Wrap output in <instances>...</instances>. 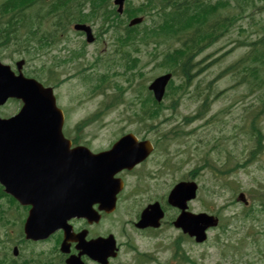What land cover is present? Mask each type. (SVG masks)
I'll use <instances>...</instances> for the list:
<instances>
[{"label": "rangeland", "instance_id": "rangeland-1", "mask_svg": "<svg viewBox=\"0 0 264 264\" xmlns=\"http://www.w3.org/2000/svg\"><path fill=\"white\" fill-rule=\"evenodd\" d=\"M130 1L133 4L139 3V0ZM257 5V8L252 10L251 7L248 8L246 18L238 21L230 33L198 57L197 60L202 61L201 66L217 58L220 60L195 80L189 92L181 99L180 105L176 110L170 109L164 112L163 117H170L171 120L168 123H161V133L163 131L168 133L172 128H180L188 132L187 135L178 139H170L169 141L170 150L178 155L177 162H185L183 171L180 174L178 173V178L180 175H186L190 170L206 162L210 163L211 166L222 169L233 168L237 164L247 163L244 168L237 167L233 173L225 177H216L210 167L201 171L202 198L200 204L202 212H216L219 206L235 199L233 189L223 187L225 183H236L234 187L240 185L242 190L237 188L238 191H244L247 194L250 204H255L258 200L255 199V196L259 198L260 195L264 194V154L257 161L249 162L253 146L249 138V133H251L249 128L250 110L255 109L260 104L258 98L262 89L261 91L251 90V85L247 81L251 77L247 76L248 79H244L246 72H244L242 65H239L235 72L216 81L219 74L248 54L251 48L248 45L249 43L264 38V1H258ZM85 10H89L88 6H86ZM235 10L238 9L235 8ZM232 12H234V9H232ZM249 12H252L254 18L248 17ZM154 14L156 12L152 11L151 15ZM148 18L146 23H152L150 21L151 18ZM55 22V17L47 18L42 25V31L51 33L59 31L61 27L54 25ZM91 25L94 32L102 31L103 27L100 23ZM66 27L67 30L64 35L55 34L63 39L55 48L51 46L48 47L49 50L45 49L39 52L31 50L32 53L27 54L22 48L12 44L9 48L0 52V58L6 64L11 65L16 60L25 59L26 65L24 69L26 75L34 78L43 75L47 78L50 70H63V66L57 69L53 66L54 61H58L59 57L62 58L67 55V51H60V49L69 47L76 50L81 48L83 41L85 42L84 37H78L75 34L76 31H74L73 26ZM100 35V39L96 44H86L87 46L83 48L86 50L87 59L91 62L96 55H98V59H102L112 54L114 49L112 33L104 34L101 32ZM152 47L141 46L139 48L141 52L138 54L141 59L140 63L143 66L142 71L145 74V84L147 85L152 79L162 74V70L156 67L155 62L151 59L152 55H149ZM17 50H21L20 53ZM164 50L166 48L163 47L159 49V52L163 53ZM225 54L227 55L222 58ZM83 60L81 59L80 61ZM79 68H82V66L80 65ZM101 69L99 67L92 69L87 74L97 73ZM64 70L72 74L76 69L72 68L71 65H67ZM116 70L122 71L121 68H116ZM49 81L52 84L54 83L53 80ZM116 81L128 88L129 84H126L123 77H119ZM211 81L214 82L211 83V89L208 90L207 88ZM179 82L180 78L178 76L175 77V83L178 84ZM136 85L138 84H132V88ZM110 87L107 92L115 93L113 84ZM76 89L78 88L73 80L66 82V84H61L59 95L63 104L74 107L78 105L80 100L74 96V92L78 93L79 89ZM81 96L79 95L78 97ZM207 96L210 97L212 102L204 117L185 124L184 119L196 114ZM134 97V91L129 88L125 94L126 103L132 102L135 99ZM106 98V94H104L93 98L91 102L85 101L79 109L72 110L71 115L74 116V119L86 118L94 114L100 103ZM172 98L171 95L166 100V105L172 102ZM13 107H15L14 104L9 106L6 112L11 113L14 110L12 109ZM65 111L68 112V109L65 108ZM130 114L131 111L123 105L111 110L102 118L104 125L101 126L97 122L91 129H139L136 123H127L124 120V116L127 117ZM259 126L264 132V119L259 122ZM241 210H243V206L238 204L222 212L224 218H228L232 212L235 214L231 218L229 230L227 233L224 230L222 231V229L214 230L211 232L210 240L205 245L195 247L199 263L232 264V258L227 256L231 254L232 246H237L240 249L245 248L246 262L249 264H264V233H261L264 230V212L255 211L256 217L249 218L244 222L240 218ZM165 234L169 233L165 232ZM257 242L259 245H257ZM125 254L127 253L125 252ZM168 257V254L161 256L163 260Z\"/></svg>", "mask_w": 264, "mask_h": 264}, {"label": "trees", "instance_id": "trees-1", "mask_svg": "<svg viewBox=\"0 0 264 264\" xmlns=\"http://www.w3.org/2000/svg\"><path fill=\"white\" fill-rule=\"evenodd\" d=\"M230 2V0H217L213 4L211 0H144L142 4L138 3L136 6L129 1L124 15H120L111 0H2L0 2V48L16 41L18 44L23 43L20 34L21 26L31 31L28 33L35 35V32H32L33 28L40 26L46 17L54 16L55 25L64 26L65 29L66 26L77 23H100L107 33H112L113 40L116 41V50L123 52L124 55H130L125 51L134 50L138 42L147 45L150 41L155 44L159 41L171 42L175 39L181 42L180 46L174 47L173 51L163 56L161 66L174 69L176 73L189 81L191 71L188 67L189 62L183 61L189 57L187 51L191 49H197L198 52L204 51L223 38L229 27L244 14L242 11L237 14L229 11L231 15H224L223 9L228 8ZM159 5V8H155ZM86 6L90 10L88 13L84 11ZM154 9H158L157 14L159 15V20L154 27L130 28L128 26L132 18L148 15ZM51 37L52 34L45 36V41H51ZM32 39L33 37L30 36L24 40H27L29 44ZM38 43L41 44V41ZM254 46L256 48L242 60L241 64L251 61L248 74L253 79L249 82L253 87L263 90L264 40H260ZM233 69L235 66L227 68L223 74L227 75ZM142 92L140 90L137 97H144L141 100L143 105L138 112H135V115L140 121H146L152 115L157 119L158 116L155 114L163 108L157 105L150 95L146 96L143 93V96ZM259 98L261 104L259 111L257 113L250 111L251 133L249 138L251 142L253 139L256 142L251 151L252 160L264 149V133L259 127L261 116H264V91H261ZM204 103L203 108L209 105V100L206 99Z\"/></svg>", "mask_w": 264, "mask_h": 264}, {"label": "water", "instance_id": "water-1", "mask_svg": "<svg viewBox=\"0 0 264 264\" xmlns=\"http://www.w3.org/2000/svg\"><path fill=\"white\" fill-rule=\"evenodd\" d=\"M115 3L121 7L119 10L121 12L124 0H116ZM140 21L135 20L132 24ZM76 29L88 31L85 26H76ZM88 33L90 34L89 31ZM23 64L24 62L18 63L20 70ZM170 77L171 75H167L159 78L150 86L158 101L162 100ZM11 97L22 99L25 106L15 118L9 120L0 118V181L4 182L18 198L22 194L31 197L27 189L30 190L35 185L34 175L39 173L36 170L42 172V177L57 179L56 182L64 177L76 179L79 175L77 163L83 162L97 168V175L106 178L104 182L99 183L111 188V177L116 166L120 169L132 158L133 161H139L148 153L144 148L149 143L139 145L133 137L114 147L110 154H115V157L107 154L92 158L82 150L69 152L68 143L61 132L63 115L56 107L52 89H45L36 81L25 79L22 74L15 76L10 67L0 63V106ZM56 182L54 185H59ZM96 185L94 182V186ZM187 186L191 188L193 197L195 185ZM112 195L114 199L115 193ZM175 196L176 194L173 195ZM243 197L241 195L240 199ZM84 198L83 193H77L68 201L72 207L83 211ZM185 218L182 215L176 225L196 236L198 241H204L205 229L217 223L213 217L206 215L197 217L199 219L197 225L195 221L192 222L190 219L186 221Z\"/></svg>", "mask_w": 264, "mask_h": 264}, {"label": "flooded vegetation", "instance_id": "flooded-vegetation-1", "mask_svg": "<svg viewBox=\"0 0 264 264\" xmlns=\"http://www.w3.org/2000/svg\"><path fill=\"white\" fill-rule=\"evenodd\" d=\"M123 174L126 176L129 173L124 172ZM136 187L137 186L134 185L131 187V190ZM127 191L129 190H126L118 197L119 203L123 201L124 194L127 193ZM134 199H139L138 195L135 196ZM161 202L163 203V200ZM162 207L164 210H166L163 204ZM96 208H98V206ZM172 210L175 211L176 215L177 210ZM101 216L102 217L99 224L90 223L87 220L72 219L69 221V224L72 227L69 240H67L69 255H60V247L66 239V231L65 228L59 227L48 235V241L46 240V248L42 247V242H32L26 238L25 234H23L19 239V251L17 253L13 252L10 254L8 252L0 251V264H65V260L68 258V256L71 257L79 254L78 247L81 245L79 244L80 241L89 242L90 240L96 239L100 236L106 237L110 234V232H106L104 229L105 227L103 225L107 227L106 223L102 224V222H105L112 215L101 212ZM118 243L119 247L122 248L121 242L119 241ZM82 260L85 264H98L85 255L82 256ZM115 260L109 264H113ZM43 261H45V263Z\"/></svg>", "mask_w": 264, "mask_h": 264}]
</instances>
